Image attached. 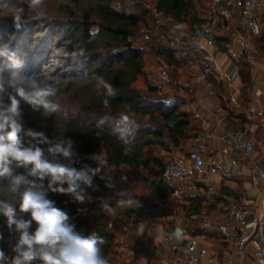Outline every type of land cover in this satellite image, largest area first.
Here are the masks:
<instances>
[{
	"label": "trees",
	"instance_id": "obj_1",
	"mask_svg": "<svg viewBox=\"0 0 264 264\" xmlns=\"http://www.w3.org/2000/svg\"><path fill=\"white\" fill-rule=\"evenodd\" d=\"M153 1L158 10L172 17L175 28L184 25L183 28L192 29L207 24L210 6L226 0ZM150 18L142 0L137 4L131 0H0V44L9 45L11 53V58H0V67L7 75L15 70L13 60H18L24 74L35 75L55 90L50 99L60 105L56 112L34 110L21 101L23 127L43 132L50 140H70L75 152L72 166L98 169L92 186L85 189L87 202L94 200L92 195L109 193L112 179L123 191L110 201L100 197V203L137 212L148 220L150 235L179 227L184 235L201 236L226 249L217 233L197 223H179V218L191 213H212L217 209L215 203L223 201L216 193L208 199L204 184L199 183L195 194L179 197L175 187L161 178L165 159L173 152L186 153L202 127L184 109L183 99L168 103L160 85L150 77L145 56L160 66L170 65L176 72L189 59L187 55L179 57L182 51L169 47L159 32L146 33L145 48L136 43L143 35L141 29L150 26ZM261 26L262 34L255 44L257 57L264 59V11ZM225 43L226 37L218 38L222 51L226 50ZM240 75L243 97L248 101L253 85V71L248 63H240ZM140 77L145 90L135 85ZM20 135L22 144L29 146L31 138ZM40 147L47 155V145ZM99 149L106 158L105 164L97 154ZM157 150L163 155H157ZM11 167L14 174L27 175L25 168L15 164ZM154 169L159 170V176H154ZM42 184L37 190L67 214L78 233H96L103 239L102 254L109 264H137L119 249L121 231L108 229L103 218L97 219L90 208L77 204L71 194L49 189L47 178ZM0 187L6 188L7 180H0ZM24 188L22 185L19 192ZM0 198L13 199L2 189ZM14 207L18 217L31 218L30 213L19 210V193ZM36 227L33 221L30 232ZM17 239L14 226L10 230L6 218L0 215V250L9 258L15 255L12 248ZM128 246L139 247L134 234Z\"/></svg>",
	"mask_w": 264,
	"mask_h": 264
},
{
	"label": "built area",
	"instance_id": "obj_2",
	"mask_svg": "<svg viewBox=\"0 0 264 264\" xmlns=\"http://www.w3.org/2000/svg\"><path fill=\"white\" fill-rule=\"evenodd\" d=\"M144 6L151 13L156 26L153 28H162L167 32H163L161 39H171V44L189 56L184 65L186 69L182 72L183 75L188 70L192 72L189 82L182 75L181 79H175L172 67L163 64L158 78L164 86L171 87L166 101L171 103L183 99L184 109L191 112L202 127V132L189 146V151L173 152L165 159L161 178L175 187L179 197L195 194L197 182L202 183L206 197L210 200L214 192L212 177L215 175L226 180L250 176L256 184L264 182V170L258 166L250 169L246 167L249 163L255 164L257 152L264 150V83L260 80L264 76V59L257 57L255 44L256 38L262 34L264 0H226L213 4L210 6L209 22L192 29L168 28L173 21L171 16L158 10L155 3H145ZM232 21L237 24L235 34L226 37L225 32ZM220 37H226L228 53L234 54L237 60L234 58L229 63L220 60ZM241 62L248 63L253 71L250 99L245 108V102L242 101L244 86L240 75ZM200 85L208 87L211 94L217 97L212 110L215 126L224 127L234 110L243 109V123L238 129L225 128L217 137L211 135L210 116L202 114L200 103L194 102L188 94ZM242 117L233 116V121L239 123ZM208 138H218L221 143H206ZM101 156L105 164L106 158ZM93 170L98 172L97 168ZM92 198L91 210L95 217L103 218L108 229L122 232L119 249L129 261H136L137 264H233L236 255L250 251L257 264H264V211L249 219L245 198L240 202L230 199V222L216 224L214 215L207 211L179 218V223H197L203 229L218 233L226 243L221 256L208 246H197L193 238L183 233L180 238H176L175 230L150 235L148 220L142 219L137 212L116 208L111 203L102 205L93 195ZM215 206L218 211L225 209L223 202H216ZM132 234L146 249L142 256H139L137 248L128 246Z\"/></svg>",
	"mask_w": 264,
	"mask_h": 264
},
{
	"label": "clouds",
	"instance_id": "obj_3",
	"mask_svg": "<svg viewBox=\"0 0 264 264\" xmlns=\"http://www.w3.org/2000/svg\"><path fill=\"white\" fill-rule=\"evenodd\" d=\"M0 58H11L9 45L0 44ZM13 64L15 70L7 75L0 67V180H7V187L0 189L13 197L11 200L0 198V215L6 218L10 230L14 226L18 239L12 248L15 253L12 258L0 250V264H33L34 261L40 264H109L102 254L103 239L96 233L89 236L78 233L69 223L67 214L37 190L47 178L52 191L71 194L77 201L84 202L85 189L92 186L96 170L72 166L75 152L70 140H50L43 132L24 129L21 101L34 110L42 108L49 112L58 111L60 105L50 99L55 95L51 86L35 75L24 74L20 61L13 60ZM21 133L31 138L29 146L22 144ZM40 145H47V156ZM13 164L25 168L27 175L14 174ZM22 185L24 191L19 192ZM18 193L19 210L30 213V219L17 216L14 203ZM33 221L37 227L30 232ZM181 235L182 229L176 228L175 237Z\"/></svg>",
	"mask_w": 264,
	"mask_h": 264
},
{
	"label": "crops",
	"instance_id": "obj_4",
	"mask_svg": "<svg viewBox=\"0 0 264 264\" xmlns=\"http://www.w3.org/2000/svg\"><path fill=\"white\" fill-rule=\"evenodd\" d=\"M236 28H237L236 22L232 21L229 30L225 32L226 37H233ZM233 56L234 54L232 55L228 53L227 48L225 51H222L220 49L219 57L222 62L229 63L230 60L234 61V58L236 59L237 57H233ZM260 80L262 83H264V76H261ZM188 94L190 95V97L194 102L200 103L199 104L200 112L204 115L210 116L211 135L217 137L219 133H221V131L224 130L225 128L238 129L243 123V117H242L243 109H240V110H236V112L234 111L231 114V116L233 115L234 117L236 115L242 117L239 123H235L233 121V116H232L227 118L226 125L224 127L215 126L214 113L212 112V110L215 102H217V97L215 95H212L211 90L203 85H200L193 92H190ZM242 101L245 102L243 105V108H245L248 105L249 100L246 101L243 97ZM206 143H221V142L219 141L218 138L215 139L208 138L206 139ZM256 166H258L259 169L264 170V150L263 151L259 150L257 152L255 157V164L249 163L247 164L246 167L250 169ZM212 183L214 186L213 193L214 194L216 193L218 198H220L221 201H223V203L225 204V209H223L221 212L218 211L217 209L212 210V214L214 215L213 219L216 224L220 223L221 221H227V222L231 221L229 207H228V203L230 202V199L231 200L233 199L236 202H240L243 198L247 199L246 207L249 211L248 214L249 219L252 218L253 216L259 215L262 211H264V182L260 184H256L252 179V177L250 176H242L235 180H226L221 178L220 176L215 175L212 177ZM198 184L199 182H197V185ZM191 238H193L197 246H208L211 249L219 252L220 256L224 252L225 248L222 249L221 247L217 246L216 243L210 240H206L201 236L191 237ZM233 264H257V263L255 262L252 252L248 251L242 255L239 254L236 255L233 260Z\"/></svg>",
	"mask_w": 264,
	"mask_h": 264
},
{
	"label": "rangeland",
	"instance_id": "obj_5",
	"mask_svg": "<svg viewBox=\"0 0 264 264\" xmlns=\"http://www.w3.org/2000/svg\"><path fill=\"white\" fill-rule=\"evenodd\" d=\"M134 4H137V3H140V0H131ZM154 3V1L153 0H142V3H143V5L145 4V3ZM173 24V22H171L170 23V27H168V28H171V27H174L175 28V26H173L172 25ZM149 27H148V29H147V27H144V28H142L141 29V33H143V35H141L140 37H138L137 39V44L139 45V46H141V47H144L145 48V39L147 38V35H146V33L147 32H151V30L154 32L152 35H154V34H156V32H159V34L161 35L160 36V38H162V34H163V32H164V29H162V28H160V30H158L157 28H153V26H154V24H153V20H152V17L150 18V20H149ZM154 27H156V26H154ZM184 27V25H182L181 26V28H183ZM264 27V26H263ZM177 28V27H176ZM166 31H168V30H166ZM164 33H167V32H164ZM148 34V33H147ZM149 35V34H148ZM151 36V35H150ZM150 36H149V38H150ZM152 37V36H151ZM152 39V38H151ZM165 43H167L168 44V46L169 47H172L173 49H179L178 47H176L175 45H173V44H171V39L169 40V38L166 40V41H164ZM180 50V49H179ZM182 52L179 54L180 56L179 57H181V56H185L186 54L184 53V51L183 50H181ZM145 59H147V65H146V67H147V70L149 71V73H150V77L152 78V80H154V81H156V83H158L159 85H160V87H161V89H162V91H163V93H165V95L167 96V93L171 90V87L170 86H164L163 84H162V82L159 80V78H158V74L160 73V71H161V68H162V66H160V65H158L157 63H155V61L154 60H152L149 56H145ZM186 69V66H184L182 69H179V71L178 72H176V71H174V69L172 68V70H173V72H176V73H174V78L175 79H181V75H182V77L184 78V79H186V81L187 82H189V81H191L192 80V72L191 71H187L184 75L182 74V72L184 71ZM138 88H140V89H142V90H145V84H144V79L142 78V77H140V78H138V80H137V82H136V84H135ZM187 151H189V147H188V149H187ZM97 154L99 155V157L102 159V156L101 155H103V151L101 150V149H99L98 150V152H97ZM157 155H163V152H161L160 150H157ZM47 156V155H46ZM73 158H74V156H73ZM72 158V159H73ZM50 159V158H49ZM153 174H155L154 176H159V170L158 169H154L153 170ZM108 176H109V170H107L106 172H105ZM147 175H149L148 173H147ZM110 178V177H109ZM110 189H109V193H107L106 195H104V196H101V194H100V196L99 197H96L95 196V200H97L98 202H100V197H103L104 199H106L107 201H110V200H112L114 197H115V194L116 193H119V192H122L123 191V188L121 187V186H119L116 182H114L112 179H110ZM145 184H147V182H145ZM77 204H80V203H83L84 204V206L86 207V208H90L91 209V207H92V202L90 203V202H87L86 200H84V202H79V201H77L76 202ZM138 244H139V247H137V249H138V254H139V256H142L143 254H144V252L146 251V249L144 248V245H142L139 241H138ZM127 257V256H126ZM128 258V257H127Z\"/></svg>",
	"mask_w": 264,
	"mask_h": 264
}]
</instances>
